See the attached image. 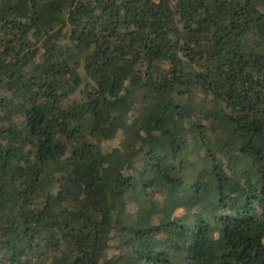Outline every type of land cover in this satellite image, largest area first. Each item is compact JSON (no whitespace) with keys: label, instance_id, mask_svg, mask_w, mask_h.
Segmentation results:
<instances>
[{"label":"trees","instance_id":"1","mask_svg":"<svg viewBox=\"0 0 264 264\" xmlns=\"http://www.w3.org/2000/svg\"><path fill=\"white\" fill-rule=\"evenodd\" d=\"M0 264H264V0H0Z\"/></svg>","mask_w":264,"mask_h":264}]
</instances>
